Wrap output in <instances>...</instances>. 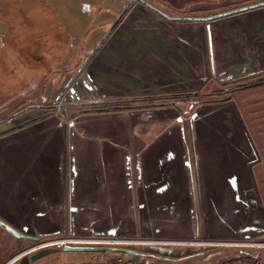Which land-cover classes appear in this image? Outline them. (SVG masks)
<instances>
[{"label": "crops", "instance_id": "1", "mask_svg": "<svg viewBox=\"0 0 264 264\" xmlns=\"http://www.w3.org/2000/svg\"><path fill=\"white\" fill-rule=\"evenodd\" d=\"M143 1L164 16L132 2L62 87L59 98L76 84L74 111L35 103V118L0 140V221L22 235L154 245L264 230V169L248 165L247 135L207 109L220 106L210 95L264 76V0ZM246 46L258 64L240 66ZM194 93L207 98L195 122L177 109Z\"/></svg>", "mask_w": 264, "mask_h": 264}, {"label": "rangeland", "instance_id": "2", "mask_svg": "<svg viewBox=\"0 0 264 264\" xmlns=\"http://www.w3.org/2000/svg\"><path fill=\"white\" fill-rule=\"evenodd\" d=\"M129 1L0 0V131L35 118L32 116L35 111L32 107L35 103H53L50 109L53 113L55 111L59 113L60 110L62 112L64 106L74 111L80 105L62 104L58 110L54 108V102L59 98L62 87L72 80L82 63L103 40ZM160 8L164 13H168L167 5H161ZM179 12L182 11H177V14L181 15L182 13ZM127 19L128 15L125 13L120 19V24ZM246 23L247 21H244V26H247ZM249 51L252 52L249 46L243 50L247 56H249ZM252 63L258 64L254 55L247 57L244 62L240 61V66L252 65ZM250 77L251 79L240 81V83H249L254 79L252 75ZM244 78H249V75ZM73 87L76 90V84ZM232 89L233 85L221 89L220 93L223 91L227 93H222L215 98L220 106L213 107L217 104L215 102L209 104L207 109L216 113L219 122L224 118L228 119V116L232 122L230 127L238 128L247 135L252 149L248 165L261 171L264 169V85L229 91ZM189 96L187 100L177 101L179 103L177 109L182 116L189 118L192 115L195 122L197 117L204 115L199 100H207V98L206 96H198V98ZM184 97L179 98L184 99ZM168 102L173 101H165V103ZM209 126L211 130V122ZM16 130L18 128L1 134L0 140ZM258 174L262 175V172ZM260 181L258 177V182L255 184L258 196L263 191ZM259 199H261V194ZM84 227L83 230L86 233L94 232L90 224ZM14 231L22 235L19 231ZM61 237L69 236L58 234L46 238L39 237V240ZM212 238L234 239L231 237ZM242 239L240 237V240ZM240 240L223 241L225 245L211 244L207 241L194 244L189 243L191 241H181L188 244L174 243L179 242L178 240H172L173 243L153 241L157 242L153 243L154 245L138 242V244H131L132 246H119L134 251L137 254L134 257L122 254L56 252L30 264H79L94 257L107 261L126 260L133 264H139L141 260H147L148 264H226L236 255L254 257L264 262V247L240 246L242 242L264 243V230L260 235L252 237L250 241ZM33 244L16 240L0 228V264H5L15 258ZM105 247L118 246L105 245ZM16 263L17 261H14L11 264Z\"/></svg>", "mask_w": 264, "mask_h": 264}, {"label": "water", "instance_id": "3", "mask_svg": "<svg viewBox=\"0 0 264 264\" xmlns=\"http://www.w3.org/2000/svg\"><path fill=\"white\" fill-rule=\"evenodd\" d=\"M133 1H137L138 3H141V4L145 5V6H147L152 11L163 15L162 13L158 12L155 8H153L150 5H148L143 0H130L128 5L125 7V9L122 11V13L116 19V21L110 27L109 31L105 34V37L118 24V22L123 17V15L126 13V11L128 10V8L130 7V5L132 4ZM260 4H263V3H256V4H253V5L241 7L239 9H234L232 11H228V12H225V13L212 15L210 17L198 18V19L194 18V19H191V20L206 22L208 20H214L216 18H220V17H222L224 15H228V14L235 13V12H238V11L249 10V9H251L253 7L259 6ZM101 42L102 41H100L99 44ZM94 50L90 53L89 56H91L93 54ZM263 85H264V76H261V77L253 79L249 83H236V84H234L232 91L233 90H240V89H249V88H254V87L263 86ZM192 96L195 97L196 93H194ZM224 100H226V99H224ZM28 123H29V121H25L23 123H20L18 125L13 126V127L7 128V129H5L3 131H0V135L4 134L6 132H9L11 130H14L16 128H19L21 126H24V125H26ZM0 228L3 231H5L8 235H10L11 237H13L16 240H24V241H28V242H31V243H37L38 242V239H36V238H32V237H29V236L20 235V234L16 233L12 228H10L6 224L2 223L1 221H0ZM56 252H65V253L66 252H76V253H90V254H122V255H126V256H137V254L134 251H132L130 249L120 248V247L68 246V245H64V246H58V247L43 248V249L36 250V251H34L32 253L21 252L15 258L10 259L7 263L11 264L14 261H17L16 264H30V263H32L33 261H35V260H37L39 258H42V257H44L46 255H49V254H52V253H56Z\"/></svg>", "mask_w": 264, "mask_h": 264}, {"label": "built area", "instance_id": "4", "mask_svg": "<svg viewBox=\"0 0 264 264\" xmlns=\"http://www.w3.org/2000/svg\"><path fill=\"white\" fill-rule=\"evenodd\" d=\"M83 102L82 98L76 92L72 85H67L63 91V94L59 99L55 101L54 108L58 110V108L62 104H70L76 105L81 104ZM131 244H138L136 241H129V240H108V239H91V238H75V237H61V238H52L44 241L38 240L37 243H34L30 248L24 250L23 252L32 253L36 250L49 248V247H58V246H104L105 245H114V246H121V245H131ZM212 244V243H211ZM219 245H225L223 243H219ZM240 246H250V247H264V243H240ZM5 264H8L7 262ZM79 264H133L130 261H121L119 259L114 261H107L101 258L94 257L90 260L85 262H81ZM139 264H148L147 260H143ZM226 264H264L261 260L253 257H246L240 256L229 260Z\"/></svg>", "mask_w": 264, "mask_h": 264}, {"label": "trees", "instance_id": "5", "mask_svg": "<svg viewBox=\"0 0 264 264\" xmlns=\"http://www.w3.org/2000/svg\"><path fill=\"white\" fill-rule=\"evenodd\" d=\"M99 45H100V44H99ZM99 45H98V46H99ZM98 46H97V47H98ZM97 47H96V48H97ZM96 48H95V49H96ZM94 51H95V50H94ZM251 81H252V80H250L249 82H251ZM222 93H223V92H222ZM222 93L212 94V95H210V96H219V95H221ZM133 101H138V99H134ZM49 109H52V108L50 107ZM237 257H238V255H236L234 258H237ZM234 258H232V259H234ZM232 259H231V260H232ZM141 261H142V260H141ZM141 261H140V262H141ZM140 262H139V263H140Z\"/></svg>", "mask_w": 264, "mask_h": 264}, {"label": "flooded vegetation", "instance_id": "6", "mask_svg": "<svg viewBox=\"0 0 264 264\" xmlns=\"http://www.w3.org/2000/svg\"><path fill=\"white\" fill-rule=\"evenodd\" d=\"M229 91H232V90H229ZM224 93H227V91H226V92H225V91H223V94H224ZM132 257H134V256H132Z\"/></svg>", "mask_w": 264, "mask_h": 264}]
</instances>
